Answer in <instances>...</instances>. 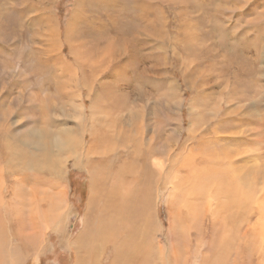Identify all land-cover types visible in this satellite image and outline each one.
<instances>
[{
    "label": "rangeland",
    "instance_id": "obj_1",
    "mask_svg": "<svg viewBox=\"0 0 264 264\" xmlns=\"http://www.w3.org/2000/svg\"><path fill=\"white\" fill-rule=\"evenodd\" d=\"M77 2L0 0V178L3 175L7 177L3 191H0L7 204L5 210H0V222L6 220L0 224L7 225L5 228L0 226V229L3 226V235L0 231V242H3L0 245V261L4 262L0 264H11L16 259L21 261L20 264H71L73 253L63 246L57 232L51 229L45 231L43 237L47 247L43 254L33 251L31 235L26 239L23 236L32 230V227L29 229L30 219L27 216L40 208L31 202L30 193L32 195V191L38 190V195L42 196L44 192L52 191L50 178L47 175L45 177V173L40 170L44 164L37 163L38 172L28 170L29 175L34 174L33 178L28 177V187L11 184L12 179L19 177L17 167L21 168L22 165L17 160L20 161L24 151L27 150L28 158L42 153V149L48 154L53 149L46 148L47 141L53 139L50 136L62 134L66 127L74 128L77 125L80 129L87 128L91 121L99 117L98 121L104 120L110 124L112 121L108 119L114 121V116L118 118L120 114L127 116L129 113L140 112L146 114L147 136H154L156 140L167 135V142L168 133L175 128L176 114L179 113L181 124L173 136L175 141L171 142L176 151L186 140H190L189 126L195 128L192 134L197 137L200 130L211 131L216 124L221 123L223 117L229 122L241 124L233 129L235 131L245 126L251 129L256 123L261 126L264 139V0H81L77 11L80 13L84 9L88 12L87 18L90 21H82V25H87L86 28L75 22L70 23ZM144 2H147L146 35L136 30L123 36L116 47L110 48L113 60H104L100 65L104 71L101 70L99 79L94 80L88 76L82 86L83 83L75 79L78 78L77 74L74 76L72 50H83L80 43L91 48L101 37L116 38L109 19L126 21L134 12L142 13L139 7ZM44 19L50 23L46 25ZM51 23L56 27L62 42L59 56L65 62L57 59L58 53L50 45L48 26ZM97 26L105 29L101 33L103 35L92 33ZM88 27L91 35L84 37L80 32L87 31L83 29ZM126 46L127 53L117 56V50H126ZM65 63L70 64V69L65 68ZM85 83L92 90L90 97L86 93ZM74 107L79 110L70 111ZM195 113L198 116L191 119ZM166 120L171 123L167 129L164 128ZM156 125H159L158 129ZM38 140L40 150L37 148ZM262 142H253L249 135L245 146L248 149L262 148ZM165 150L163 147L158 156L162 158ZM66 154L62 151V156ZM11 163L13 172L10 171ZM65 164L62 185L73 211L70 233L74 234L79 228L78 220L84 213L88 198L89 175L81 165L74 166L73 157L70 160L68 158ZM149 184L154 193L159 195L155 202V212L157 224L159 228L162 227V235H158V239L166 242L167 191L156 188L152 180L147 181V188L151 187ZM13 204L18 211L16 207L13 208ZM20 207L25 208L23 213L19 211ZM22 216L27 221L21 225ZM3 228L7 230L3 231ZM12 228L13 233L9 231ZM20 228L23 229L19 231ZM207 233L205 241L208 240ZM193 239L191 254L198 253L197 256L192 255L190 264H195L201 254V247L196 241L204 242L203 239ZM4 244L8 246L7 249ZM18 250L19 257L16 258ZM257 260L254 259L252 264ZM228 261L227 264H230Z\"/></svg>",
    "mask_w": 264,
    "mask_h": 264
},
{
    "label": "bare ground",
    "instance_id": "obj_2",
    "mask_svg": "<svg viewBox=\"0 0 264 264\" xmlns=\"http://www.w3.org/2000/svg\"><path fill=\"white\" fill-rule=\"evenodd\" d=\"M77 1L70 23L75 22L86 28L87 25H82V21H90L89 17L87 18L88 12L81 9L79 13L77 7L81 0ZM146 6L147 2L141 4L139 10L142 13L134 12L126 21L109 19L113 25V33H116V43L115 37L100 36L99 40L92 43L91 48L80 43L83 50L76 52L72 50L74 76L76 77V74L78 76L75 78L76 81L83 83L84 86V80L88 76L98 80L104 71L100 69V65L104 60L107 62L113 60V52L110 48L116 47L123 36L136 30L146 35ZM47 20H43L46 25L50 23ZM48 28L51 33L50 45L55 47L58 53L57 59L64 61L59 56L63 45L58 37V31L52 23ZM83 30H87L80 32L84 37L91 35L89 27ZM103 32L105 29L100 26L92 31L93 34ZM66 41L64 40L65 43ZM128 43L131 44L130 40ZM125 49L117 50V56H124L128 47L126 46ZM69 65L65 63V68L70 69ZM123 65L124 63L121 66ZM86 83V93L90 97L92 90ZM74 110L77 111L79 108L74 107L70 111ZM228 110L229 108L226 109ZM197 116L198 114L195 113L191 119ZM114 118V121L112 118L108 119L109 122L112 121L110 124L104 120L98 121L99 117L91 121L87 128L80 129L77 125L73 126L74 128L66 127L62 134L55 133L50 136L52 140H46V148L49 150L53 147L48 154H45V150H40L38 140L37 148L42 153L28 158L26 150L20 161L17 160L22 167H17L19 177L12 179L11 184L26 185L28 177L34 176V174L29 175L28 170L38 172L36 165L39 162L44 164L40 169L41 172L45 173V177L47 175L52 182L51 192H44L39 196L38 190H34L32 195L31 193L29 195L32 196L31 202L40 207L31 214H26L30 219L29 229L32 227V230L30 229V234L23 236L26 239L31 235L34 243L33 251L39 252L38 254L44 253L47 241L43 236L47 229H51L59 234L63 246L72 251L71 264H190L193 255L191 254L193 238L204 240L208 231V240H204L203 243L196 241L201 247V254L196 258L197 261L194 259L195 264H227L228 259L230 264H243V262L252 264L254 259H258L254 264H264V147L248 149L245 146L249 135L253 138V142L254 140L264 142L261 126L256 123L251 129L245 126L239 130L243 131L240 133L233 130L240 123L229 122L223 117L221 123L216 124L211 131L200 130L197 137L192 134L195 128L189 126L190 140H186L176 151V147L171 142L175 141L173 136L181 124L179 113L176 114L175 128L168 133L167 142V135L163 139L159 137L156 140L154 136H147V121L144 113H129L127 116L120 114L118 118L115 116ZM164 124V128L171 127L169 120ZM158 126L156 125L157 129ZM163 147L166 150L161 158L158 155L162 153ZM253 149L255 151H252ZM62 151L67 154L62 156ZM72 157L74 166L81 165L89 175L88 198L84 213L78 220L79 228L74 234L70 233L73 211L67 202L66 190L62 185L63 163L66 166L68 158L70 160ZM12 165L11 163L10 171L13 172ZM4 176L0 178L2 180H0V191H3L4 180L7 178ZM151 180L156 188H164L167 191L166 242L158 239V235H162V227L159 228L157 224L155 212V202L159 199V195L154 193L151 183L149 184L151 187L147 188V181ZM20 198L23 200L22 197ZM6 205L0 192V210H5ZM26 205L31 206V204ZM15 207L17 210V206L14 205L13 208ZM24 209L21 208L19 211L23 213ZM21 218L22 220L19 219L21 225L23 222L26 224L27 220L23 219V216ZM3 221L0 223L6 220ZM3 226L7 227V225ZM4 228L3 231H6L7 229ZM13 228L12 231L9 230L12 233ZM21 229L23 228L19 231ZM1 233L3 235L2 231ZM2 243L0 242V245ZM7 244L9 245L8 242ZM17 244L16 246L20 245ZM7 247L6 245V249ZM21 248L23 249V246ZM27 252L29 250L25 251L24 255ZM197 253L193 256H197ZM9 254L12 256L11 253ZM15 256L18 258L19 253ZM1 261L0 263H4ZM20 262L16 259L11 261V264H20Z\"/></svg>",
    "mask_w": 264,
    "mask_h": 264
}]
</instances>
